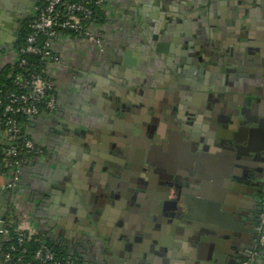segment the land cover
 <instances>
[{"label":"flooded vegetation","instance_id":"af4514ba","mask_svg":"<svg viewBox=\"0 0 264 264\" xmlns=\"http://www.w3.org/2000/svg\"><path fill=\"white\" fill-rule=\"evenodd\" d=\"M180 6L183 11L190 9L178 17L180 41L158 47L159 61L151 64L142 58L133 74L121 73L116 61L114 134L90 126L78 111L81 108L74 106L48 112L46 121L54 127L49 118L59 115L62 141L70 139L78 150L83 132L91 141L100 140L102 181L93 180L92 189L84 193L92 201L100 198L93 209L96 213L91 211L97 224L90 225L89 239L100 250L113 248L115 264H130L145 249L148 213L154 221L161 214L178 215L183 175L193 176L195 183L199 179L202 185L223 181L222 202L233 206L238 218L248 216L255 226L253 245L239 263L253 250L260 254L251 264L264 262V138L250 136L264 120V0H181ZM36 8V0H0L1 37L6 33L16 41ZM213 140L229 159L222 166L211 164L215 173H207L204 157ZM62 141L58 139L55 147ZM108 141L113 152L108 151ZM219 171L225 173L223 178L215 175ZM152 228L157 230L155 225ZM234 243L239 251L244 249L238 237Z\"/></svg>","mask_w":264,"mask_h":264},{"label":"crops","instance_id":"0c3cea01","mask_svg":"<svg viewBox=\"0 0 264 264\" xmlns=\"http://www.w3.org/2000/svg\"><path fill=\"white\" fill-rule=\"evenodd\" d=\"M180 3L181 0H104L102 20L96 22L94 28L102 34V46L81 35L61 33L56 36L52 44L60 61L50 63L49 71L57 93L58 109L81 108L78 111L86 123L108 129L109 135L114 134L112 104L115 105L116 61L119 60V71L129 74L142 58L151 64L159 61L162 54L158 47L162 44L171 47L173 42L180 41L183 33L178 17L190 9L183 11ZM209 30L214 33L218 28L209 27ZM12 38L6 33L0 35V65L16 59ZM205 38L209 39L210 35L206 33ZM49 119L54 121V127L45 119L33 131L36 141L46 150L52 141H62L64 135L62 128L57 127L59 115ZM90 126L81 125V128L89 131ZM82 136L83 141L77 144L80 150L76 143L66 139L59 142L64 149H60L59 144V148L55 147L56 142L49 152L29 157L22 164L13 189L6 187L10 178L0 176V220L7 214L31 234L46 238L55 236L57 239L53 240L64 241L63 247L82 256L86 264H115L113 248L108 246L100 250L89 239L90 225L97 224L92 216L96 213L93 209L100 198L92 201L84 193L92 189L93 180L102 181L100 158L103 150L99 138L91 141L84 133ZM106 144L108 151L113 152V143ZM209 146V153L204 157L208 164L205 170L215 173L210 165L219 162L222 166L229 158L220 154L221 148L214 140ZM206 148L202 144V149L206 151ZM105 158L113 162L110 157ZM196 173L195 176L199 174ZM223 174L219 171L215 175L223 178ZM183 176L185 179L180 180L183 185L176 202L178 215L161 214L160 219L154 221L148 213L150 233L145 249L132 257L130 264H238L253 245L255 226L248 222V216L238 218L234 207L222 202L220 194L225 189L222 180L202 185L199 179L195 183L193 176H188L190 180L187 175ZM55 188L59 191L49 192ZM87 205L92 206L90 211ZM154 225L157 230L152 228ZM237 237L245 244L241 251L235 247ZM1 241L0 234V258Z\"/></svg>","mask_w":264,"mask_h":264},{"label":"built area","instance_id":"2783aa9c","mask_svg":"<svg viewBox=\"0 0 264 264\" xmlns=\"http://www.w3.org/2000/svg\"><path fill=\"white\" fill-rule=\"evenodd\" d=\"M35 11V17L32 19L26 44L20 48L21 53L41 54L43 57L49 59V63L59 62V54L52 52V40L59 35V29H71L80 33L81 36L93 39L99 46L103 45V37L100 31H95L96 21L94 19L95 10L91 4L102 6L104 0H41L42 5H38ZM41 34L49 36V38L41 41ZM26 63V58L21 59V66ZM15 84L22 91H8L5 94L0 92V107L3 108V115H5V123L7 129L6 135L9 136L11 142L5 148V152L9 156H16L19 148L27 152H35L37 155L45 151V146L40 145L35 137L27 136L23 133V125L17 121L15 114L22 113L30 118H34L43 111L55 112L58 110V101L56 90L53 91V83L47 80L43 74L38 72H31L27 74L26 71L18 72L15 77ZM55 88V86H54ZM7 98V100H5ZM42 104V105H39ZM21 140L22 145L16 144L15 140ZM20 146V147H19ZM17 166L13 171L12 176L6 183L7 188H14L18 178V172L22 166L19 160L14 161ZM2 177H7L0 174ZM8 178V177H7ZM13 220L9 221V223ZM5 218L0 220V234L1 240L5 238L9 232L6 226ZM21 228V227H20ZM22 229V228H21ZM261 243L264 242V217H262L261 229ZM25 237L24 232H20L18 240L23 241ZM25 250V248L23 249ZM260 254V250H253L248 258L243 259L239 264H251ZM34 257L39 260L40 264H72V261L62 262L56 258L53 251L46 246L39 247ZM0 264H33L32 260L24 259L19 255L12 261L10 252L3 253Z\"/></svg>","mask_w":264,"mask_h":264},{"label":"trees","instance_id":"16d2710c","mask_svg":"<svg viewBox=\"0 0 264 264\" xmlns=\"http://www.w3.org/2000/svg\"><path fill=\"white\" fill-rule=\"evenodd\" d=\"M38 5H42V1H38ZM91 7L95 10L94 19L96 22H100L102 19V7L95 2L91 4ZM35 17H29V19L23 22L22 27L18 31L17 40L14 43V48L16 50V59L10 62H7L4 65H0V92L5 94L8 91H22L15 84V77L18 72L26 71L27 74L31 72H38L43 74V76L53 83V78L50 75L49 71V59L43 57L41 54L34 53H21L20 48L26 44V39L31 31V21ZM67 33L73 35H80L79 32L71 30V29H59V34ZM41 41L49 38V36L45 34H41ZM83 37V36H82ZM52 52L58 54L54 48H52ZM26 58V63L21 66V59ZM55 91L54 85L52 88ZM7 100V98H5ZM39 105H42L39 103ZM48 112L43 111L41 114L34 118H30L25 114L18 113L15 114V118L18 122L23 125V133L27 136L34 137L33 131L34 128H37L38 124L44 121L47 118ZM7 129V125L5 123V115H3V108L0 107V174L6 175L8 178L12 176L13 171L16 169V165L14 161L17 159L20 163L24 164L25 161L29 157H34L37 153L27 152L24 149L19 148V152L16 156H9L5 152V148L11 142L9 136L6 135L5 131ZM16 144L22 145L21 140H15ZM19 146V147H20ZM7 224L6 226L9 228V232L6 234L5 238L1 241V258L2 260L3 253L10 252L12 255V261L15 260L19 255H22L24 259L32 260L33 264H40L39 260L34 257L35 251L41 247L46 246L50 250L53 251L56 258L60 259L62 262L72 261V264H86L84 258L79 256L77 253H70L66 248L63 247L62 244H59L55 240L51 238H46L40 235L31 234L29 231L21 229L17 220L6 214L5 217ZM13 220V222L9 223V221ZM20 232L25 233V237L22 242L18 240V235ZM25 248V250H23ZM52 264V263H47Z\"/></svg>","mask_w":264,"mask_h":264},{"label":"water","instance_id":"95a60500","mask_svg":"<svg viewBox=\"0 0 264 264\" xmlns=\"http://www.w3.org/2000/svg\"><path fill=\"white\" fill-rule=\"evenodd\" d=\"M111 77V75H109ZM112 108H113V114H115V105L112 104ZM84 133V132H83ZM250 136L251 138L253 139L255 136L256 137H260L262 136V139L264 138V120L260 121L259 125L256 127V128H253L251 129V132H250ZM83 136L81 137V141H83ZM53 191H59V188H55L54 190H50L49 189V192H53ZM5 195L8 197L9 196V191L7 190V192L5 193ZM79 206V205H78ZM87 210H91L92 209V206H89L87 205ZM254 264H264V262H262L261 260H258L256 261Z\"/></svg>","mask_w":264,"mask_h":264}]
</instances>
